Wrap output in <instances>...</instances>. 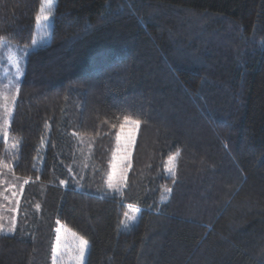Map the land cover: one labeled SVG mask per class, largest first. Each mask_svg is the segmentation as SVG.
Masks as SVG:
<instances>
[{"label": "trees", "instance_id": "trees-1", "mask_svg": "<svg viewBox=\"0 0 264 264\" xmlns=\"http://www.w3.org/2000/svg\"><path fill=\"white\" fill-rule=\"evenodd\" d=\"M42 2L0 0V264H53L59 224L85 264H264V0H56L31 48Z\"/></svg>", "mask_w": 264, "mask_h": 264}, {"label": "snow or ice", "instance_id": "snow-or-ice-1", "mask_svg": "<svg viewBox=\"0 0 264 264\" xmlns=\"http://www.w3.org/2000/svg\"><path fill=\"white\" fill-rule=\"evenodd\" d=\"M53 4V0H43L42 6L40 9L39 14L36 16V22L39 24L42 21H47L49 17L52 15L51 6ZM35 43V41H33ZM27 54V53H26ZM8 60L11 61L16 66V73L17 77L23 76V71L20 67L19 60L16 59L14 55L9 52ZM20 91V80L19 78H16L14 83H12L10 86L6 87L3 85L2 81H0V138L4 140L5 143H10L11 149H16L18 145V141H11L8 140V129L10 127L11 123V116L12 112L14 110V106L16 103L17 96ZM123 123L120 125V132L116 136V145H117V154L114 156V160L117 163H113L112 165V173L108 176L107 179V186L109 189H112L114 191L120 190V184L123 182L124 177L126 175V169L128 166H130V155H131V146L135 141V129L139 127L140 121L130 119L128 116H124ZM126 126H130L126 131ZM115 127V125H113ZM179 153L176 154L178 156ZM176 156L170 157V161H174L176 159ZM119 163H124L125 167L121 169V173L119 178L116 177V169L118 167ZM2 167L7 168V165H3ZM9 171L11 169L9 168ZM169 171L171 172L172 169L169 168ZM0 175H2V172H0ZM0 183H3L2 180H0ZM24 183H28L27 180L24 181ZM61 183H65L64 181H61ZM166 192H171V189H165ZM0 195H3L0 193ZM15 195V193H14ZM5 199H8L5 197ZM2 207V206H0ZM38 208L39 205H36ZM136 212L139 211V209H135ZM125 216L128 217V214L125 213ZM2 219V217H0ZM131 220H136V216L132 215L129 217ZM16 228V218L12 217L10 221V226L7 227V232H14ZM5 231V226L3 223H0V232ZM59 232L60 229H57ZM73 236L76 234L73 233ZM77 244L75 247L74 253H66L61 250L60 245V238L57 237V244L55 248L53 249L52 253V260L53 264H61L62 261L67 258L68 261H71L72 264H84L85 260V254L88 251V241L85 240L83 237H76Z\"/></svg>", "mask_w": 264, "mask_h": 264}, {"label": "rangeland", "instance_id": "rangeland-1", "mask_svg": "<svg viewBox=\"0 0 264 264\" xmlns=\"http://www.w3.org/2000/svg\"><path fill=\"white\" fill-rule=\"evenodd\" d=\"M56 0H53V4L51 6V11L52 15L49 17L47 21H42L37 25V33L35 37V43L31 46V48H37L41 46L42 44L48 42L51 34V29H52V19H53V12H54V6H55ZM6 55V53H4ZM17 54H14L16 57ZM17 59V58H16ZM120 169V168H119ZM60 231L58 233V237L60 238V245H61V250L66 253H74L75 247L77 244V239L76 237H80L78 235L73 236L72 234L74 233L70 229L64 227L63 225L59 224L58 228ZM57 244V240L55 243V246ZM88 252V251H87ZM87 252L85 254V260L84 264L86 261V256ZM61 264H72L71 261H68L67 258H65L64 261L61 262Z\"/></svg>", "mask_w": 264, "mask_h": 264}]
</instances>
